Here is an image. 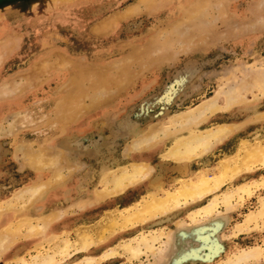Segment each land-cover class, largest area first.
<instances>
[{
  "label": "rangeland",
  "instance_id": "374dc122",
  "mask_svg": "<svg viewBox=\"0 0 264 264\" xmlns=\"http://www.w3.org/2000/svg\"><path fill=\"white\" fill-rule=\"evenodd\" d=\"M153 1L0 0V230L13 231L0 264H226L255 248L260 256L241 264H264V166L237 165L242 141L264 145V0ZM206 100L216 111L191 129L224 124L222 139L190 162L164 159L185 132L172 120ZM154 131L153 143L134 148ZM232 156L241 170L219 190L125 222L147 193L210 177ZM134 163L150 175L113 195L107 179ZM228 191L237 194L226 208ZM212 196L214 211L192 219ZM86 235L91 245L80 248ZM154 235L151 250H124ZM165 236L170 248L158 256Z\"/></svg>",
  "mask_w": 264,
  "mask_h": 264
},
{
  "label": "bare ground",
  "instance_id": "6f19581e",
  "mask_svg": "<svg viewBox=\"0 0 264 264\" xmlns=\"http://www.w3.org/2000/svg\"><path fill=\"white\" fill-rule=\"evenodd\" d=\"M139 1L143 5H150L152 2H153V4L155 2L153 0H139ZM161 1H163V0H161ZM164 1H166V0H164ZM261 81H263V80H261ZM231 100L232 99H230V97L227 96V101H231ZM214 110L216 111V105H215L214 101L213 100L212 101L211 100H206L202 104L196 105L192 110L188 111L187 113L186 112L184 114L181 113V115H179L177 120H175V121L172 120V129L175 128V124H177V125L181 126L179 128L181 130H185V132L184 133L178 132L177 134H179V135H177V136L173 135V136H175V138L173 137L174 138L173 139L174 142L169 147L168 151L166 153H164L163 158L164 159H169V160H171V161H173L175 163H187V162H190V161H192L194 159L199 158L204 152L208 151V149L211 147L210 146L211 145V143H210L211 141H215L216 143L219 142L222 139L223 134L226 132V130H228V129H226L227 126L224 125V124H221V125L218 124V125H216V127H213L214 129H209V128H206L204 130H196V129L192 130L193 128L191 129V124H194V123L197 124L199 122L198 120L200 118H201V120H204L202 117L205 116V114L207 115V113L214 112ZM205 118H206V116H205ZM183 128H186V129H183ZM158 130L159 129H157V131ZM176 130H178V129H176ZM176 130L173 129V131H176ZM157 131H154L153 135L151 134V135H149L147 137H144V138L142 137L143 140L141 139L139 144L134 145V148L139 147L141 145L145 146L146 144L151 143V142L153 143V140H155V137L158 136ZM159 131H161L160 133L163 136H167L168 138H170V137L172 138V136H169L167 134L168 132L170 133L169 128H167V129L165 128L163 130L160 129ZM228 132L229 131H227V133ZM215 142H213V143H215ZM242 142H243L242 143L243 144L242 148H246L247 150L244 149L245 153H244L243 159L240 162L237 161L238 162L237 165H240V167L242 166L241 168L244 167L245 171L247 169H248L247 171H249L251 168H253V167H251V165H255L256 166L257 164H259V165L261 164V165L264 166V145L262 146V145L259 144L260 146H258L257 144L259 142H257L256 146H252L250 148V147H248L249 145H247L246 141H242ZM247 147L250 148V150ZM238 156H239V154H238ZM235 158L237 160V156L236 157L232 156V157L228 158L227 160L220 161L218 163V165H217V173L212 175V176H210V177L209 176L207 177L206 175L203 176V175H201V173H199V174H197L196 177H194L195 179L179 180L178 181L179 182V184H178L179 186L173 191H164V194H163L162 197L156 196L155 192H157V191L147 193L150 196L151 199L149 201H145L142 204V209L141 210H137V212L136 211L132 212V214H130L129 217L125 220V222L129 223V225L131 226L130 223H132V225H134L133 224L134 221H138V220H142V219L146 220L148 218L150 220L152 215L155 216L156 214H160V215L165 214L169 210L175 209L179 205L181 206V204L183 205V204H185L187 202L199 201V200L203 199L204 197L210 195L211 193L219 190L223 186L224 183H226L227 181H231L232 179H234L239 174L241 169L235 165V163H236ZM239 163H241V164H239ZM131 164H133V163H131ZM131 164H129L130 165V171L127 170L126 166H123V167L119 168V171H116V172H119L118 175L113 176L114 175L113 174L111 176L112 178L109 177L110 180L106 178L107 181H109L111 183V185H112V189L114 190L113 195L116 194V193L118 194L119 190H121L120 192H122V189H124L127 185H129V184H131L133 182L137 183V180H139V182H141L140 179L145 178V176L148 175L147 173H149V172L151 173V171H150L151 167H149L146 164H143V163H140V164H135L134 163L135 165H131ZM150 173H149V175H150ZM109 175H106V176H109ZM104 179H105V177H104ZM33 188H37V187H33ZM246 188H248L247 185L246 186H244V185L241 186L240 185L236 189L238 191H240V193L241 192L242 193L243 192L246 193V192L249 191ZM29 189H32V188H29ZM39 189H38V191L41 192V190H39ZM36 191L35 190H31L30 193L27 192L26 194L29 193L31 195L33 192H36ZM236 192L237 191H234V193L233 192H231V193L237 194ZM231 193L228 191V193L224 192V193L220 194L222 196L221 202L223 203V205L226 208L229 206V201H230L229 199L232 197ZM26 194H25V197H26ZM96 194H97V191H96ZM147 194H146V196H147ZM248 194H249V192H248ZM36 197H38V195H36ZM15 198H17V197H15ZM100 198H103V197H100ZM27 199H28V197H27ZM218 199L219 198H217L216 196H212L210 199H208V201L205 203V205L203 207H201L198 210L194 211V213L192 215L193 216L192 219H194L195 216H197V215H203L205 217L209 216L214 211V209L216 208V205H217L216 203H217ZM21 201H23V200H21ZM9 202H11V201H9ZM14 203H16V202H14ZM13 205L8 206L7 208H9V207L11 208ZM10 208H9V210H10ZM3 211H4V209L0 210V213L3 212ZM257 217L261 218L262 219V224H264V201H261V210L259 211ZM26 218L25 219L23 218V220L26 221ZM253 218L255 219L256 217H253ZM20 220H19V222H17L18 220L14 221V222H16V224L14 223V226L15 225L19 226L20 222H21V224L23 222H25V221L22 220V218ZM27 220H28V218H27ZM39 220H41V219H39ZM39 220H37V222H40ZM138 222H140V221H138ZM29 223H27V225H30ZM10 224L8 226H10ZM8 226H6V227H4V228H2L0 230V238H2V239H0V253H1V247L4 245L5 242H7V239L9 237L8 233H11L13 235V231H10ZM37 226H38V224H37ZM43 226H44V224H43ZM43 226H42V228H43ZM126 228H127V226H126ZM34 230H38V229H33V231ZM33 231L30 230L31 235H33ZM41 231H43V230H41ZM3 232H4V234H3ZM35 232L38 233L40 231L38 230V231H35ZM35 232H34V234H36ZM2 234L4 236H1ZM29 235H30V233H29ZM103 235H105V234H103ZM160 236L159 235H154V236H151L150 239H147L145 236H141L139 241L136 242L137 246L133 247L131 244H127L126 243V244H124V250L127 251L129 253V255H133V256H135L139 252V250H140L139 247L140 246H142L145 250H151L153 248V243L158 238L160 239ZM10 237H12V236H10ZM53 237L57 238L55 236H53ZM87 237H89V235L88 236L86 235V237H82L81 238V240H80V248H84L85 249L89 245H91L90 244L91 240L89 238H87ZM165 237H167V236H165ZM170 238L167 237L166 238L167 242H164L163 249H159L158 252H156L158 256H162V255L166 254L168 246H169ZM5 239H6V241H5ZM48 240H51V239H48ZM65 241L67 242V240H64V241L62 240L61 241V246L64 244L63 245L64 249L67 248V244L65 243ZM77 241H79V239ZM94 242L96 243V241H94ZM94 242H93V244H95ZM97 242H98V240H97ZM6 246L7 245H5V247ZM169 248H170V246H169ZM258 256H260V252H259V250L257 248H255V249H252V250H250V251H248L246 253H243V252L239 253L234 258V260H228V262L226 264H241V263H243V262H245L247 260H255V259L258 258ZM89 259L85 258L84 262H86V260H89ZM51 260H52V257H49L47 260L45 259L43 262L51 263ZM34 261H35V258L33 259V263L32 262L31 263L32 264H37L39 262L38 259H37V261H38L37 263L34 262Z\"/></svg>",
  "mask_w": 264,
  "mask_h": 264
}]
</instances>
